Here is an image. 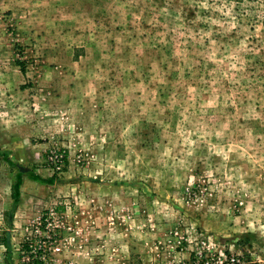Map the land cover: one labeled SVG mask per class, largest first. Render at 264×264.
I'll use <instances>...</instances> for the list:
<instances>
[{"label": "rangeland", "instance_id": "obj_1", "mask_svg": "<svg viewBox=\"0 0 264 264\" xmlns=\"http://www.w3.org/2000/svg\"><path fill=\"white\" fill-rule=\"evenodd\" d=\"M0 150V264H32L50 208L47 264H264V0H0ZM42 168L56 185L15 225Z\"/></svg>", "mask_w": 264, "mask_h": 264}, {"label": "built area", "instance_id": "obj_2", "mask_svg": "<svg viewBox=\"0 0 264 264\" xmlns=\"http://www.w3.org/2000/svg\"><path fill=\"white\" fill-rule=\"evenodd\" d=\"M68 153L64 146L54 145L49 149L46 157V168L50 170L51 174L62 175L65 173V169L68 163ZM80 161V159H78ZM58 212L54 208L48 209L43 215L38 217L37 221L30 227H26L30 231L26 237L24 247L28 249V260L32 264H47L48 251L58 252L62 250L63 243L57 237V231L64 227V223L58 218L60 223H55V217ZM63 217V215L61 216ZM212 256V255H211ZM216 256V255H215ZM219 255H217L218 257ZM223 256V257H222ZM203 257V254H200ZM204 257H208L207 253H204ZM221 262L219 264H246L244 258L236 255L222 254ZM209 262V260H207Z\"/></svg>", "mask_w": 264, "mask_h": 264}, {"label": "crops", "instance_id": "obj_3", "mask_svg": "<svg viewBox=\"0 0 264 264\" xmlns=\"http://www.w3.org/2000/svg\"><path fill=\"white\" fill-rule=\"evenodd\" d=\"M66 112L67 111L65 109H61L57 111L58 120L60 121L58 122L59 124L56 126V128H59L62 131H65L66 130L65 128L69 127V124L72 123V120L75 118V116H72L71 114L70 115L71 118L63 116L61 119L59 117L60 114H63V113L66 114ZM74 126L75 125L73 123V127ZM46 169L42 168L39 171H30L28 173H25V175L22 177V184L20 185V194H19L20 202L18 203V205L16 206L14 210L15 217L13 215V218H12V222L15 225L24 224L30 221L31 219L33 220L37 218L40 215V209L35 211L34 210L35 207L30 202L31 201L35 202V199L41 200L42 197L45 196L44 194H48L54 188V185H56L55 184L56 182H54L53 184L52 183L48 184L47 182L43 183L40 180L36 179L37 175H40L42 177L46 176V174L44 173ZM48 174H51L50 171ZM31 175H33L34 178L30 177ZM45 178H51V177L47 176ZM28 180H31V181H28ZM6 238L9 240V238H12V236L7 234ZM9 264H13V261L10 262Z\"/></svg>", "mask_w": 264, "mask_h": 264}, {"label": "trees", "instance_id": "obj_4", "mask_svg": "<svg viewBox=\"0 0 264 264\" xmlns=\"http://www.w3.org/2000/svg\"><path fill=\"white\" fill-rule=\"evenodd\" d=\"M0 156L3 157V159H5L10 165H13L16 163H14L13 161H11L8 156H7V152L6 151H1L0 150ZM55 175V174H54ZM30 177H33V175H31ZM37 180H40L41 182H47L48 184H53L55 182V177H51V178H45L42 177L40 175H37L36 177ZM22 184V170L19 172L18 176H17V180L15 185L13 186V199H14V205H13V210H15L16 206L18 205V203L20 202V198H19V194H20V185ZM3 243L6 245L7 248H10V241L5 237L3 238Z\"/></svg>", "mask_w": 264, "mask_h": 264}]
</instances>
